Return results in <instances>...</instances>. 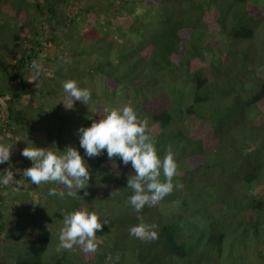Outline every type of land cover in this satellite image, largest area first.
<instances>
[{"label":"trees","instance_id":"1","mask_svg":"<svg viewBox=\"0 0 264 264\" xmlns=\"http://www.w3.org/2000/svg\"><path fill=\"white\" fill-rule=\"evenodd\" d=\"M263 22L260 0H0V137L13 145L0 173L11 167L20 180L27 146L74 147L91 173L83 200L55 183L0 185V264H221L225 238L239 229L255 244L251 264H264V191H254L264 182V48L238 50ZM33 61L42 65L35 82ZM68 80L91 91L86 104L65 108ZM129 102L151 124L158 155L172 148L173 184L183 185L140 213L128 202L131 164L106 150L88 158L78 139ZM185 117L199 120L197 138ZM169 204L178 213L161 211ZM82 207L109 211L98 214L95 252L60 246L64 217ZM138 216L156 225L155 239L130 235Z\"/></svg>","mask_w":264,"mask_h":264},{"label":"clouds","instance_id":"2","mask_svg":"<svg viewBox=\"0 0 264 264\" xmlns=\"http://www.w3.org/2000/svg\"><path fill=\"white\" fill-rule=\"evenodd\" d=\"M41 71L42 65L33 61L30 79L35 82ZM63 89L67 93V109L73 107L74 100L86 104L91 98V91L81 88L76 80L66 81ZM78 139L80 148L88 158L99 157L106 150L109 160L119 157L123 165L131 164L135 174L127 179V188L133 191L128 202L137 213L146 205H155L170 195L174 188L183 187L179 183L173 184L174 177L178 175V164L172 148L169 147L162 158L158 155L155 140L148 133V121L138 117L131 102L123 108L110 110L99 120H93L90 127H81ZM12 146L0 137V164L10 161ZM21 155L31 161V167L23 170L20 180L13 179L11 167L5 169L0 173V185L11 186L15 183L16 188L20 189L25 179L37 186L55 183L68 189L67 196L83 200L77 193L88 188L91 173L84 156L76 148L67 147L61 152L56 146L55 149L27 146ZM49 195H58L63 199L65 192L52 188ZM87 195L88 192L84 191V196ZM137 219L140 222L129 229L130 235L142 241L155 239L156 225L145 223L140 216ZM103 224L98 213L87 207L68 213L59 232L60 246L66 250L82 246L85 252H95L98 247L96 233L102 230Z\"/></svg>","mask_w":264,"mask_h":264},{"label":"rangeland","instance_id":"3","mask_svg":"<svg viewBox=\"0 0 264 264\" xmlns=\"http://www.w3.org/2000/svg\"><path fill=\"white\" fill-rule=\"evenodd\" d=\"M255 1H257V0H255ZM260 3L262 5H264V0H260ZM263 43H264V22L256 28L254 39H252L251 41H244V43H242V44H238V50L249 49L250 52L252 53L251 56L261 54L259 51H260V49L264 48ZM37 87H38V85L35 86L34 88H37ZM186 91H187L186 95L189 97L188 102L190 103L191 102L190 97L193 95V91L190 87H188L186 89ZM146 96H151V97H148L150 99V98L155 97L156 94L151 95V94L147 93ZM108 110H109L108 108L105 109V111H108ZM148 125H149L148 127H151V124L149 122H148ZM199 129H200V122L196 117H185L184 118L183 130L186 133H188L190 136H192L193 138H197V133H199ZM211 151L213 154L216 153L215 149L211 150ZM192 162L195 164L194 160H192ZM213 182H214V180H213ZM254 191H255V193L264 191V182L259 183L256 186H254ZM53 202L57 203L59 201H53ZM62 202L69 203V200L63 199ZM176 207L177 206L175 204L165 205L164 208H163V206L161 207V211L164 212L165 214L178 213ZM95 212H97L98 214H103V213L109 212V211L105 210L104 208H100L98 211H95ZM28 217H30L33 221L36 220L35 215H28ZM37 217H38V221H39L40 218H42L41 213L37 214ZM18 226L22 227L23 222L21 221ZM245 237L246 236L244 235L242 229H239L234 233L228 234V236L225 238L224 243H223L224 254L220 260L221 264H243V263L251 264L252 262L254 263V261H255V257H254V255H255V244H254L253 240H251V241L249 239L247 240V239H245ZM23 240L26 241L25 239H23ZM53 243L54 242L51 241V244L54 248ZM50 250L52 251L51 245L49 246L47 252H49ZM44 255H45V253H44Z\"/></svg>","mask_w":264,"mask_h":264}]
</instances>
